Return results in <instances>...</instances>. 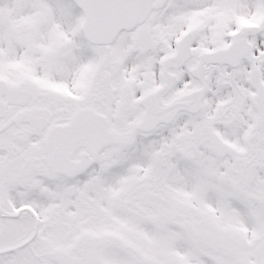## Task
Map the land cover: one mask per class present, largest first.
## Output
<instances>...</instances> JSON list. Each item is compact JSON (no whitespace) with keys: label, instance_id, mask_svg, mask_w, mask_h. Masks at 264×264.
<instances>
[{"label":"snow or ice","instance_id":"6c2138e0","mask_svg":"<svg viewBox=\"0 0 264 264\" xmlns=\"http://www.w3.org/2000/svg\"><path fill=\"white\" fill-rule=\"evenodd\" d=\"M0 264H264V0H0Z\"/></svg>","mask_w":264,"mask_h":264}]
</instances>
